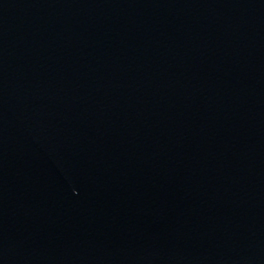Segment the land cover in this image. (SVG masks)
Returning a JSON list of instances; mask_svg holds the SVG:
<instances>
[{
    "label": "water",
    "instance_id": "95a60500",
    "mask_svg": "<svg viewBox=\"0 0 264 264\" xmlns=\"http://www.w3.org/2000/svg\"><path fill=\"white\" fill-rule=\"evenodd\" d=\"M0 264H264V0H0Z\"/></svg>",
    "mask_w": 264,
    "mask_h": 264
}]
</instances>
